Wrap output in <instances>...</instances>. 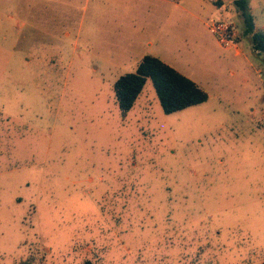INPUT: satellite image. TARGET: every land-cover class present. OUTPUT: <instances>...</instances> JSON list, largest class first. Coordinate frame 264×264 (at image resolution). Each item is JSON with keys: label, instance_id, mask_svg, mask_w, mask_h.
<instances>
[{"label": "rangeland", "instance_id": "obj_1", "mask_svg": "<svg viewBox=\"0 0 264 264\" xmlns=\"http://www.w3.org/2000/svg\"><path fill=\"white\" fill-rule=\"evenodd\" d=\"M174 1L0 0V264L264 262V55L234 0L202 11L241 55ZM147 54L208 100L165 113L148 78L124 115Z\"/></svg>", "mask_w": 264, "mask_h": 264}, {"label": "trees", "instance_id": "obj_2", "mask_svg": "<svg viewBox=\"0 0 264 264\" xmlns=\"http://www.w3.org/2000/svg\"><path fill=\"white\" fill-rule=\"evenodd\" d=\"M222 3V0L215 1L218 6ZM234 4L243 20V34L250 36L253 48L264 55V32L256 30L249 0H234ZM148 78L152 80L165 113L201 104L209 98L208 93L194 80L160 57L147 54L140 60L135 72L121 75L114 84L117 101L124 115L133 108Z\"/></svg>", "mask_w": 264, "mask_h": 264}, {"label": "built area", "instance_id": "obj_3", "mask_svg": "<svg viewBox=\"0 0 264 264\" xmlns=\"http://www.w3.org/2000/svg\"><path fill=\"white\" fill-rule=\"evenodd\" d=\"M207 27L222 47L239 48L241 32L236 24L228 20L214 18L208 21Z\"/></svg>", "mask_w": 264, "mask_h": 264}, {"label": "crops", "instance_id": "obj_4", "mask_svg": "<svg viewBox=\"0 0 264 264\" xmlns=\"http://www.w3.org/2000/svg\"><path fill=\"white\" fill-rule=\"evenodd\" d=\"M152 1H154L155 3H157V4H161V5H164V4H166V3H170V4H175V6H181L180 4H179V2H176V1H174V0H152ZM215 1L216 0H197V3H198V9L196 10L197 12H194V10H195V8L193 9V11H191V10H189L188 8H185L184 10H185V12H187L188 13V15L189 16H191L192 18H194L196 21H198L199 23H202L203 25H205L206 27H207V21H206V19L207 18H204L205 16H204V13H203V11H202V9L203 8H205L206 6H208V2H213V3H215ZM234 2V1H233ZM222 5H223V3H222ZM222 5L221 6H218L219 8L220 7H222ZM210 6V5H209ZM139 7V6H138ZM195 7V6H194ZM210 8H211V10H210V12H213L214 10H212V7L210 6ZM251 8V7H250ZM219 9H217V11H218ZM216 11V12H217ZM136 13L138 12L137 10L135 11ZM251 12H252V14L254 15V18H255V24H256V30H261V31H263L264 32V25H262V26H260L259 25V20H258V17H257V14L254 12V10L251 8ZM240 14V13H239ZM223 18V16L221 17V19ZM220 19V18H219ZM152 44V42H150V45ZM222 47V46H221ZM240 47V46H239ZM222 48H224V47H222ZM252 48H253V46H252ZM234 50L236 51V53H239V55H241L242 53H241V49L240 48H238V49H235L234 48ZM253 50V52L254 53H256V54H260L257 50H255L254 48L252 49ZM145 55H143L142 56V58L144 57ZM235 72L233 71V74H234Z\"/></svg>", "mask_w": 264, "mask_h": 264}]
</instances>
